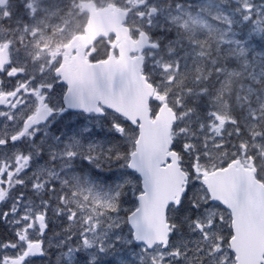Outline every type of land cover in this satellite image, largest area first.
<instances>
[{
  "label": "snow or ice",
  "instance_id": "snow-or-ice-1",
  "mask_svg": "<svg viewBox=\"0 0 264 264\" xmlns=\"http://www.w3.org/2000/svg\"><path fill=\"white\" fill-rule=\"evenodd\" d=\"M0 264H264V0H0Z\"/></svg>",
  "mask_w": 264,
  "mask_h": 264
}]
</instances>
